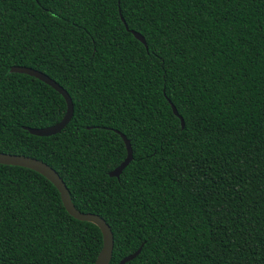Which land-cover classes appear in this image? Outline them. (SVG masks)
<instances>
[{
  "label": "trees",
  "instance_id": "trees-1",
  "mask_svg": "<svg viewBox=\"0 0 264 264\" xmlns=\"http://www.w3.org/2000/svg\"><path fill=\"white\" fill-rule=\"evenodd\" d=\"M12 65L66 91L59 132L23 128L65 102ZM0 151L107 223V264L138 246L123 264H264V0H0ZM100 246L44 176L0 164V264H93Z\"/></svg>",
  "mask_w": 264,
  "mask_h": 264
},
{
  "label": "water",
  "instance_id": "water-1",
  "mask_svg": "<svg viewBox=\"0 0 264 264\" xmlns=\"http://www.w3.org/2000/svg\"><path fill=\"white\" fill-rule=\"evenodd\" d=\"M120 20L123 23L122 17H120ZM124 27L126 28L125 24ZM129 31L137 40H139L143 45H145L142 36L138 32L133 30H129ZM8 72L24 73L29 76L35 77L39 81H42L43 83L49 85L52 89H54L56 92H58L61 95V97L65 102V110L59 120H57L56 122L50 125L43 127L23 126V128L27 130L28 133L37 136H47L59 132L66 125V123L69 121L72 115V103L66 91L58 83H56L53 79L48 77L43 72L28 66L12 65L8 68ZM167 101L169 103L172 113L179 119L180 126H182L183 125L182 118L178 115L174 105L168 99ZM116 133L122 139L125 149V156L118 165H116L114 168H112L107 172L108 176H114V177H117L119 175L122 168L131 159V148L128 140L125 138V136L122 133L118 131H116ZM0 164L26 167L44 176L57 190L61 203L69 215H71L73 218L77 220L89 221L98 227L101 233V246L95 256L93 264L108 263L112 249V233L109 226L97 214L91 212L79 211L73 206V204L70 201L68 190L64 185V182L52 167H50L45 162L36 159L34 157H30L22 154L5 153L1 151H0ZM139 249L140 246H138L132 253L122 257L117 264H123L125 261H128L131 258H133L139 252Z\"/></svg>",
  "mask_w": 264,
  "mask_h": 264
}]
</instances>
